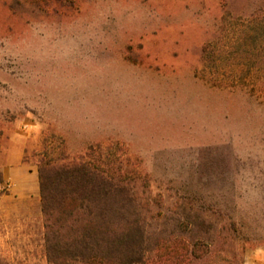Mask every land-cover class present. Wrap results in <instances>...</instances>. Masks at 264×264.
Wrapping results in <instances>:
<instances>
[{
  "label": "rangeland",
  "instance_id": "obj_1",
  "mask_svg": "<svg viewBox=\"0 0 264 264\" xmlns=\"http://www.w3.org/2000/svg\"><path fill=\"white\" fill-rule=\"evenodd\" d=\"M263 6L0 0V260L47 264L39 163L45 143L58 147L61 137L69 160L93 144H122L117 164L137 168L139 197L164 212L177 200L192 202L213 226H238L237 248L245 264H257Z\"/></svg>",
  "mask_w": 264,
  "mask_h": 264
},
{
  "label": "trees",
  "instance_id": "obj_2",
  "mask_svg": "<svg viewBox=\"0 0 264 264\" xmlns=\"http://www.w3.org/2000/svg\"><path fill=\"white\" fill-rule=\"evenodd\" d=\"M212 50V42L204 46L207 60ZM57 139L58 147L45 143L39 163L47 264H245L238 226H213L192 202L164 212L139 197L137 168L117 164L122 144H93L69 160ZM5 191L0 170V196Z\"/></svg>",
  "mask_w": 264,
  "mask_h": 264
},
{
  "label": "crops",
  "instance_id": "obj_3",
  "mask_svg": "<svg viewBox=\"0 0 264 264\" xmlns=\"http://www.w3.org/2000/svg\"><path fill=\"white\" fill-rule=\"evenodd\" d=\"M257 259H259V260H253L255 263H257V264H264V256L263 257H256ZM252 263V261L251 262H247L246 264H251Z\"/></svg>",
  "mask_w": 264,
  "mask_h": 264
}]
</instances>
